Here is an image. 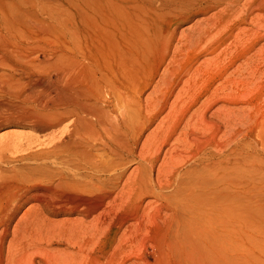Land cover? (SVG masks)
Returning a JSON list of instances; mask_svg holds the SVG:
<instances>
[{
	"label": "bare ground",
	"instance_id": "1",
	"mask_svg": "<svg viewBox=\"0 0 264 264\" xmlns=\"http://www.w3.org/2000/svg\"><path fill=\"white\" fill-rule=\"evenodd\" d=\"M65 2L0 21V128L37 133L0 137V264H89L147 217L179 250L209 227L194 262L236 264L218 230L264 206V0Z\"/></svg>",
	"mask_w": 264,
	"mask_h": 264
},
{
	"label": "rangeland",
	"instance_id": "2",
	"mask_svg": "<svg viewBox=\"0 0 264 264\" xmlns=\"http://www.w3.org/2000/svg\"><path fill=\"white\" fill-rule=\"evenodd\" d=\"M65 1L67 0H0V21L13 24L16 29H21L25 23L46 17L41 12L42 10L58 16V13L61 12L63 7H69ZM51 22L53 23L55 21L51 19ZM189 24H182L177 30V36H180L182 28L187 27ZM173 27L175 28L174 24ZM27 34L29 33L27 32ZM26 55L34 58L38 55L41 56V53L28 51ZM159 55L160 53H158ZM194 56L196 55L193 53L185 61L193 59ZM204 58L205 55H202L198 59V62ZM157 61L158 59L154 63L156 64ZM151 69L152 67L149 66V75ZM49 71H42V74L47 75ZM7 73H10L9 67L0 64V83L6 80L7 76L4 75ZM152 76H150V79ZM151 90V85L145 87L144 99L147 98ZM204 97L203 95L201 99H204ZM155 98H157L156 95L149 97V99ZM0 99L9 98L4 96L0 91ZM155 124L150 126L146 134ZM17 134L28 136L37 133L28 127H20L17 125H7L0 128V137ZM134 166L132 165L131 169ZM261 203L262 205L264 204V198L261 200ZM151 219L152 217H147L137 228L127 232L125 235L122 230L112 234L109 233L110 228L107 230L106 227L107 234H102L105 229L100 230L99 234L96 235L97 238L95 241L88 247L89 250L94 251V256L90 259L89 264H197L194 260L198 262L201 260L191 252L192 247L190 246L195 243L193 240H199L202 237L210 248L215 241L209 234L211 232L209 227L206 226L205 229L199 228L190 237L193 240L188 237L187 243L190 246L185 244L181 250L176 247L173 248V245L169 248L167 247L165 237V224L160 221L154 222ZM248 220L244 223L243 221L241 223L237 222L235 229L223 228L222 225L218 232H222L223 238L226 240L227 246H229V254L227 256L233 262L236 264H264V206L260 214ZM173 227L180 228L181 231L178 236L180 239H183L187 226L183 228L179 220L176 223L174 222ZM183 230L184 233H182ZM199 246L202 251L207 250L200 244ZM105 251L107 254H104ZM113 254H116V256Z\"/></svg>",
	"mask_w": 264,
	"mask_h": 264
}]
</instances>
